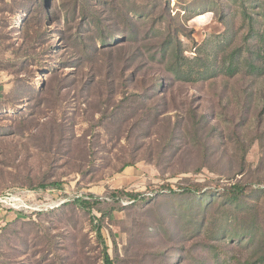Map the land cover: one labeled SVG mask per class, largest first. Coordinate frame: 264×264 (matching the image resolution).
I'll return each mask as SVG.
<instances>
[{
    "label": "rangeland",
    "instance_id": "obj_1",
    "mask_svg": "<svg viewBox=\"0 0 264 264\" xmlns=\"http://www.w3.org/2000/svg\"><path fill=\"white\" fill-rule=\"evenodd\" d=\"M6 4L0 63L24 31L37 59L0 71V264L264 256V0H50L27 30Z\"/></svg>",
    "mask_w": 264,
    "mask_h": 264
},
{
    "label": "trees",
    "instance_id": "obj_2",
    "mask_svg": "<svg viewBox=\"0 0 264 264\" xmlns=\"http://www.w3.org/2000/svg\"><path fill=\"white\" fill-rule=\"evenodd\" d=\"M1 1L2 4L4 5H7L6 3L12 4L10 6L11 8L8 7L11 10L10 13H13L15 9H20L22 6H24L25 3L29 2V6L26 10V13L22 15L24 20L23 29L25 28L26 30L28 29V23L38 21L41 23L42 26L45 19L48 18L50 19L52 15V11L49 8L50 0H22L19 1V3L16 5H14L15 3H17L16 0H9V2H6L5 0H1ZM3 11H8V10L7 8H3V9L1 8L0 13ZM4 27L5 26H1V29H3ZM1 29H0V44H3L4 42H8L10 39H9V34H7L5 30H1ZM24 32H25L24 40L19 45L11 49L14 58H12L8 64L0 63V71L9 70L11 73L18 75L21 71H26L29 68V66L36 61L37 59L35 56L36 53L30 50L31 39L29 36V32L28 31H24ZM44 36H46V31H43V29H39L37 32H35V34H33L32 37L34 39L36 38L38 39ZM102 36L103 34H101V37ZM106 42L108 41H105L104 39L102 40V43H106ZM77 43H78L77 45L83 52L84 51L87 52L91 49L90 48L91 45L87 43L86 40L82 37L79 38ZM10 47L11 45L9 44L6 45L5 50L8 51ZM250 65L254 70L258 69V65H254L253 62H251ZM208 67H209L208 64L206 63L202 64V69L204 68L205 70H207ZM33 90H35L34 87ZM41 187H46V185L42 184ZM242 194H243V189L236 190V192L231 194L230 199L237 202L242 196ZM131 195L134 196V198H137L138 196V194H131ZM90 196H92L93 198V195ZM92 198L91 197L77 198L75 199V203L81 208L90 210L95 205L98 204V202L96 200H93ZM94 228L96 230L97 236L105 245L104 238L102 235V225L100 220L98 221L97 224L94 225ZM256 230H257L256 226H251L249 229H247V231L250 233L251 236H254ZM103 259L105 264H116L109 255V253L107 252V249L104 250ZM247 264H264V256L261 255L257 261L253 263L248 262Z\"/></svg>",
    "mask_w": 264,
    "mask_h": 264
},
{
    "label": "crops",
    "instance_id": "obj_3",
    "mask_svg": "<svg viewBox=\"0 0 264 264\" xmlns=\"http://www.w3.org/2000/svg\"><path fill=\"white\" fill-rule=\"evenodd\" d=\"M1 83H4L3 80H0V84H1ZM1 86H4V87H5V84H4V85H0V87H1Z\"/></svg>",
    "mask_w": 264,
    "mask_h": 264
}]
</instances>
